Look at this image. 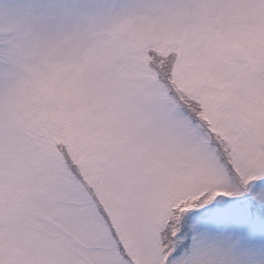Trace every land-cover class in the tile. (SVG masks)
Masks as SVG:
<instances>
[{"label":"snow or ice","instance_id":"1","mask_svg":"<svg viewBox=\"0 0 264 264\" xmlns=\"http://www.w3.org/2000/svg\"><path fill=\"white\" fill-rule=\"evenodd\" d=\"M0 264H264V0H0Z\"/></svg>","mask_w":264,"mask_h":264}]
</instances>
